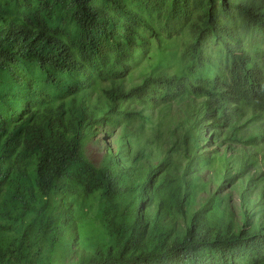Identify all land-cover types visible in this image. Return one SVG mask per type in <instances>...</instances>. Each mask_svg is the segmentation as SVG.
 <instances>
[{"label":"trees","instance_id":"trees-1","mask_svg":"<svg viewBox=\"0 0 264 264\" xmlns=\"http://www.w3.org/2000/svg\"><path fill=\"white\" fill-rule=\"evenodd\" d=\"M0 264H264V0H0Z\"/></svg>","mask_w":264,"mask_h":264},{"label":"rangeland","instance_id":"rangeland-1","mask_svg":"<svg viewBox=\"0 0 264 264\" xmlns=\"http://www.w3.org/2000/svg\"><path fill=\"white\" fill-rule=\"evenodd\" d=\"M180 39H177V41ZM180 44V43H179ZM216 49V47L214 48ZM144 66L146 63L144 62ZM140 71L137 72V75L140 76ZM116 132V136H114L112 128L110 127L109 131H105L104 128L100 127L99 131L89 139L88 143L85 145L84 154L86 159L90 164H92L96 168H101L105 157L111 153H118L120 149L118 148V137L119 134L123 132L122 127H118V129H114ZM224 149L220 150L222 154ZM161 162V159L157 160L154 163V167H157ZM203 181H208L209 172H203ZM204 195H199V197H203ZM239 197L237 199V203H239ZM105 200L100 199L96 202H92V206L87 209L85 214L86 221L89 223V227L91 228V234L86 230L83 232L84 236L91 237L94 242L105 240L107 237L108 231L105 230V217L104 213ZM234 208H236L234 206Z\"/></svg>","mask_w":264,"mask_h":264}]
</instances>
